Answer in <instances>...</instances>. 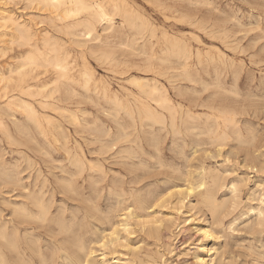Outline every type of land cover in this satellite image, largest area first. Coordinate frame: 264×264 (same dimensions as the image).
Returning a JSON list of instances; mask_svg holds the SVG:
<instances>
[{
    "label": "rangeland",
    "instance_id": "1",
    "mask_svg": "<svg viewBox=\"0 0 264 264\" xmlns=\"http://www.w3.org/2000/svg\"><path fill=\"white\" fill-rule=\"evenodd\" d=\"M4 2L6 1L4 0ZM158 2H163L165 5L172 7L173 11L177 10V12L174 14L169 13V16H171V20L165 21L163 16L158 13V9L155 6L154 8L152 6H147L146 4L138 0V5L142 8L144 13L151 17L152 22L156 26V38L153 39L155 43H163V39L161 37L162 32H167L170 35L185 38L187 42L194 47V49L196 48L195 50H201L203 59L206 63H208L211 58H218L219 54L217 53L219 51L223 53V55H225V60H227L228 58L227 61L229 67H227L226 69H222L221 76V81L225 83V90L221 91L218 102L225 103V105L230 106L232 110L236 112V119L239 122L238 131L240 132V136L236 132L237 130L232 128V131H228L229 138H227V140L224 141L222 145H219L213 140L214 135L205 133L202 134L199 131H194L191 133L186 132L184 137L174 136L170 132L168 133L167 131H160V125H151L148 122H142L139 117L136 118L134 123L131 119H129L128 116L123 113L119 114V121L121 122L120 124L123 125L120 126V124L116 122L112 115L114 113V110L110 105L107 106L105 110L101 109L100 107H94L91 104L85 103L81 105L82 109L74 108L73 114L77 116L78 124H76L75 121L72 120L71 113H59L55 111L51 112L49 110L46 114L50 116L52 115L53 122L49 125L48 123L43 121L44 127L47 132L46 135L41 133L35 123L29 122L27 119H25L24 115H22L23 113L19 110L15 112V116L18 120H20L21 125H25L29 129L26 133L20 132V130H18L15 126H12V118H10L7 114L2 115L1 118L6 124V129L10 134H6V131L3 130V128H0V164L2 163V166L0 165V176L2 177H0V218L7 221L8 219H11L10 212L12 208L9 202L21 203L25 201L24 195H27L29 193H44V200L50 206V217L52 218V221L47 222V224L46 222H38L37 224L35 221H33L34 223L31 222L28 227H32L29 228V230H32L34 236L36 238H39L40 244L44 246L43 249L48 254V256L53 253V248L55 247V245L60 244L59 241L62 242L63 240L66 241L67 239L71 242L70 238H75L77 236L88 243L87 245L89 247H92L97 251L95 256L99 259L98 255L101 254V251H99V249L97 248L99 236L101 235V238L111 231L112 225L117 224V222L120 220L118 215L122 213V210L127 206L134 205L138 202L135 198L141 197L139 199H144L148 204L150 200L157 196L163 195L164 198L172 196L173 194L175 196L177 190L174 189H179L181 188V186L185 187L186 184L184 183H186L188 179L198 183L199 181H201L200 179H203V177L205 176L206 181L208 183L210 182L209 184L211 185V179L216 178L217 175H219L217 178L221 177L220 180H225L226 182H222L225 187L220 188L224 190L218 191L220 193H217V198L219 199V201L227 200L228 206L229 204L232 205V212L230 214H227V211L222 214V224H215L213 226L215 233H217L216 235H219L221 238H218V241L216 242V248L221 249L219 250L221 253V262L224 260L222 262L223 264H264V254L262 255V251H264V215H257V210L259 208V202L257 199H259V194L261 193L256 189L257 182L264 183V0H158L157 4H159ZM6 3L10 6L9 7L6 5L7 8L14 10V12H16L17 14H22V16H24L23 19H29V17L33 18L34 15H32V13L36 15V17L34 16V18L37 19V15H39V13L41 14V12L35 9L24 10L22 3L17 6L8 2ZM207 5L209 6V8ZM212 6L215 9H213ZM21 8L23 9V11ZM211 8L213 10H211ZM28 14H30V16H28ZM183 14H189L195 17L197 19V25H190L186 22L181 21L180 18ZM232 18L233 20H231ZM246 24H248V26ZM204 25L207 27H205ZM203 26L205 28H203ZM252 30H254L255 32ZM221 32L223 35H221ZM212 33H220L219 36L221 37L218 38V36L212 35ZM192 36H195L194 40ZM212 36L214 39L212 38ZM223 36H225L224 38L227 37V39H224ZM254 41L257 43V45ZM229 42H231L232 44H228ZM253 42L256 46L253 45ZM215 47L218 50H216ZM13 55L14 53L9 50H7L5 56L1 54L0 64L9 62ZM7 67L8 66H6L5 69ZM97 73H100L99 75H106L102 70H97ZM235 73L238 74L236 78H234ZM131 75L139 76V73H137L136 71H132ZM109 76L112 77V85L115 90L119 89V83H125V80L123 81L119 79L121 77L118 75L111 74ZM213 77V75L206 76L203 74L201 81H199L197 84H185L190 88L191 91L190 92L189 89L186 90L187 98L193 101L192 110L195 115L201 116V119L195 121L194 125L201 127H204L205 125L208 126L209 124L213 125V122L208 121L207 119V115H209L211 111L201 106L202 104H206L207 102H209L211 94L216 91L213 86L205 92V87L203 84V87H201V82H211L213 84ZM47 80L49 81V79ZM2 87L3 85H0V89H2ZM12 89V85H9L6 90L7 96H11L13 94ZM131 89L134 90L135 88L131 87ZM195 92L197 93L195 94ZM225 92L228 94H226ZM234 98H236V100ZM185 105L189 106V103L185 102ZM108 109L111 110L109 111ZM106 110L107 112H105V116L104 111ZM58 124L63 128L66 138L63 137L60 134V130L57 129ZM85 126L87 127L85 128ZM124 128H127L125 131L129 134L127 139L120 138V135L124 133ZM214 130H216L215 126ZM253 137L255 139H253ZM157 142H159L160 145H158L159 143ZM247 143H249V145H247ZM253 148L254 150L256 148L258 150L256 149L253 152L251 151L253 150ZM39 149L41 151H39ZM106 149L108 152H104L106 151ZM23 151H26V153ZM77 156H79L83 160L86 166H84L85 169L79 168V165L75 162V158ZM192 156L194 157L191 158ZM124 157L128 159H125ZM135 157L137 159H135ZM250 157L252 159H254L255 157L257 158L252 160ZM60 158L61 160H59ZM247 158H249V160ZM121 162H123L122 165L124 167L121 165ZM111 164L113 165L111 166ZM249 164L251 165V168ZM254 164H256V166ZM163 165L166 171L164 167H161ZM252 166L255 168H252ZM190 168H193L194 170H190ZM91 169H93L94 171H91ZM108 169L109 171H111V173L108 171ZM177 169H180L181 173ZM101 170L105 172L104 176H100ZM91 172L92 175H94L96 178L94 180L99 181V183H97L96 185H93L92 180L89 177L91 176ZM202 172H204V175H201ZM122 173L126 178L122 177ZM71 174H73L74 176H72ZM145 174L147 177L151 175L148 177V180H144V177L146 178ZM185 174L188 175L184 176ZM223 177L224 179L222 180ZM4 178L6 179V181L4 180ZM140 178H142V180L144 181L142 182ZM11 179H14L13 181L15 182H13ZM244 179H247L246 181L248 182H246ZM72 183L74 187L72 186ZM117 183L118 185H116ZM231 184H237V191L231 193L233 196H235L234 198L232 197V195H229L231 191L226 188V186L230 187ZM244 184H246V186ZM239 186L242 193L238 191ZM243 186L245 187L243 188ZM12 187L14 188V190L12 189ZM21 187H23L24 189H21ZM14 191L18 193L15 194ZM171 191H173V193ZM68 192H71V194H69ZM11 194L14 195L12 196ZM79 194L80 196H78ZM51 195L53 196V198ZM5 197L7 199L9 197V199L7 200ZM189 200L192 205L196 206V209L189 214L187 213L186 215H181V211L177 212L173 210L172 213H175L173 215L174 218L172 219H176V223L177 221L178 223H181V221H183L184 219H188L189 216L193 215L196 211L199 214L198 217H202V221L206 220L205 223L212 224L213 220L211 213L206 207H204V205L199 203L201 202V198L199 199L196 194H193L191 195ZM234 200L238 202L239 207L237 206L236 208H233V204L234 202H236ZM26 201H28V199H26ZM29 201L26 203L31 204V199ZM93 203H95L96 206ZM57 205L60 206L58 207ZM61 206L63 208H61ZM170 207L171 206L163 208V211L161 208L156 210L157 212H159V214H157L158 217L156 219V223L152 224V226L159 229L160 238L159 236H157L159 239L157 237L151 236L149 238V236L147 237V234L145 236V233L142 232L141 227H137L136 229L134 228L135 233L133 234V236H135L129 238V247L124 249V251H122L121 249L119 250L120 254L116 256L119 257L120 260L116 259L118 260L116 261L117 263L113 260H111L110 263L151 264L154 261L155 264H193L192 261L194 251H197V243L202 238L197 235L195 231H193L194 227H192V224L183 223L177 229L175 225H173V227H169L167 219H171L170 216H168V214L171 213ZM59 208H61L60 210L64 209L62 210L63 213L59 210ZM139 211L140 210L136 211L138 215H145L144 213ZM60 213H62V215H60L59 217ZM90 217H92V219H90ZM100 219H102L104 223L101 222ZM256 221L258 225L256 224ZM58 222H63L67 227H71L72 234H62L61 230H59L60 227ZM101 224L104 225L101 226ZM36 225L39 229H41L39 230ZM79 225L81 226V228ZM254 227L256 228L254 229ZM92 229H94V231L96 230V232L94 233ZM50 231L52 233H50ZM254 231L256 234L254 233ZM41 236L42 238H40ZM142 238H144L145 241ZM58 239L59 241H57ZM92 242L96 243L93 245ZM156 250L159 251V253H157ZM222 250H224V252ZM121 252L123 253V255ZM190 253L192 258L190 256ZM256 254H258L259 256ZM57 257L54 258V261L52 262L53 264H80L78 262L74 263L72 261H66L60 256ZM159 257L161 258L159 259ZM131 259L134 261L132 262ZM81 264L83 263L81 262Z\"/></svg>",
    "mask_w": 264,
    "mask_h": 264
},
{
    "label": "bare ground",
    "instance_id": "2",
    "mask_svg": "<svg viewBox=\"0 0 264 264\" xmlns=\"http://www.w3.org/2000/svg\"><path fill=\"white\" fill-rule=\"evenodd\" d=\"M5 1L10 3V4H14L15 6L22 3L24 10L35 9V10H38L39 12H41V14L39 13V15H37V19L34 18V16L36 17V15L33 13H32V15H34L33 18L29 17V19H23L24 16H22V14L21 15L17 14L16 12H14V10L7 8L6 7L7 3L4 2V0H0V53L3 56H5V53L7 52V50L14 53V55L11 57L9 62H5V64L4 63L0 64V85H3L2 89H0V128H3V130L6 131V134L9 135L10 133L6 129V124L3 122L2 118H1L2 115L7 114L10 118H12V124H13L12 126H15L18 130H20V132L26 133V132H28L29 129L25 125H21L20 120H18L15 116L16 115L15 112H17L19 110L23 113L22 115H24L25 119H27L29 122L35 123L36 126L41 131V133L46 135L47 132H46V129L44 127L43 121H45L49 125L52 124V122H53L52 115L50 116V115L46 114L47 111L50 110L51 112L55 111V112H59V113L60 112L71 113L72 120L75 121L76 124H78V118L75 114H73V109L74 108L82 109L81 105H83L85 103V104H91L94 107H100L101 109H104V110L107 106L110 105L112 107V109L114 110L113 111L114 113L112 115L118 124L121 123L119 121V114L123 113L126 116H128L129 119H131L134 123H135L136 118L139 117V119L142 122H148L151 125H160L161 126L160 131H167L168 133L170 132L174 136L184 137L186 132L191 133L194 131H199L202 134L205 133V134H209V135H214L213 140L219 145H222L223 142L226 141L227 138H229V132L228 131L229 130L232 131V128L236 129L237 130L236 132L240 136V132L238 131V123L239 122L236 119V116H237L236 112H234L230 106L225 105V103H223V102L219 103L218 102L219 101L218 98H219L221 91L225 90V83L221 81V76H222V69H224V68L226 69L227 67H229L228 61H227L228 58H227V60H225L224 59L225 55H223V53H221L219 51L217 53V54H219L218 58H211L210 61L208 63H206L203 59V55H202L201 50H199V49L195 50L196 48L194 49V47L192 45H190L185 38L170 35L167 32H162L161 37L163 39V43H159V42L155 43L153 39L156 38V26L152 22L151 17L149 15H147L146 13H144L142 8L138 5V0H5ZM140 1L143 2L144 4H146L147 6H152L153 8L155 6L158 9L157 10L158 13H160L161 16H163L165 21L171 20V16H169V13L174 14L177 12V10L173 11L172 7L165 5L163 2H158L159 4H157L158 0H140ZM257 1H259V0H257ZM7 6H9V4ZM210 7H211V5H210ZM208 8H209V6H208ZM212 8H213V6H212ZM212 8H211V10L215 9V8H213V9ZM23 9H22V11H23ZM28 16H30V14H28ZM230 17H232V16H230ZM173 18H175V17H173ZM180 19H181V21L186 22L190 25H195V26L197 25V19L195 17L189 15V14L181 15ZM231 20H233V18ZM234 20H236V19H234ZM237 24H238V22H237ZM246 25L248 26V24H246ZM198 26H199V24H198ZM204 26H203V28L207 27V26H205V27ZM200 30H202V29H200ZM252 31H254V30H252ZM214 32H215V30H214ZM213 33H212V35L218 36V38L221 37V36H219L220 33H218V34H216V33L213 34ZM247 34H245V35H247ZM221 35H223L222 32H221ZM194 37H193V40L195 39ZM224 37L225 36H223V38ZM209 38H210V36H209ZM212 38H213V36H212ZM224 39H227V37ZM256 41H260V40H256ZM255 43L253 44L254 46L257 45V43H256V45H255ZM228 44H232V43L229 42ZM210 47H214V46H210ZM227 47H228V45H227ZM227 47H226V49H227ZM215 49H216V47H215ZM216 50H218V49H216ZM232 51H233V49H232ZM1 54H0V58H1ZM233 63H232V65H233ZM253 64H255V63H253ZM6 66H8V67L5 69ZM97 70H102L103 72H105L104 74H106V75H99L100 73L98 74ZM132 71H136L137 73H139V76H132L131 75ZM111 74L118 75L121 77L119 79H121L123 81L125 80V83H119V89L118 90H115L113 85H112V77L109 76ZM203 74L206 76H212L213 75L214 77L212 78V80L214 81V83L212 84L211 82H203L202 81L201 87H203L202 86V84H203L205 87V92H206L207 90H209L210 87L214 86L213 88L216 91L213 94H211V97L209 98L210 99L209 102L201 105L202 107H205L211 111V113L209 115H207V119H208V121H212L213 125L209 124L208 126L205 125L204 127H201V126L194 125L195 121L201 119V116L195 115V113L193 112V110H192L193 109L192 108L193 101H191L187 98V91H186L188 89L190 91V88L187 87L185 84H188V83L197 84L199 81H201ZM237 75L238 74L235 73L234 78H236ZM47 79H49V81ZM9 85H12V88H13L12 89L13 94L11 96H7V94H6V90L9 87ZM131 87H133L135 89L132 90ZM47 89H48V91H47ZM254 89H256V88H254ZM1 91H2V93H1ZM196 93L197 92H195V94ZM226 94H228V93H226ZM253 96H255V95H253ZM234 99L236 100V98H234ZM260 99H262V98H260ZM194 100H196V99H194ZM244 100H245V98H244ZM185 102H188L189 106L185 105ZM84 111H86V110H84ZM84 111H82V112H84ZM105 112H107V110L104 111V113ZM80 113H81V111H80ZM90 114H91V112H90ZM255 115H256V113H255ZM105 116H106V113H105ZM85 117H86V114H85ZM66 124H67V122H66ZM120 126H123V125L120 124ZM214 126H215L216 130H214ZM86 127L87 126H85V128ZM57 129H59L60 134L63 137H65V132L59 124L57 126ZM57 129H56V131H57ZM126 129L127 128H124V133H122L120 135V138L127 139L129 134L125 131ZM86 131H84V132H86ZM106 135H108V134H106ZM199 135H201V134H199ZM85 136H87V135H85ZM146 139H148V138H146ZM253 139H255V138L253 137ZM178 140H180V139H178ZM159 142H157V143H159ZM250 144H251V142H250ZM158 145H160V143ZM247 145H249V143H247ZM131 148H132V146H131ZM251 148H252V146H251ZM258 148H259V146H258ZM99 149H100V147H99ZM255 150L253 148V150H251V151L254 152ZM39 151H41V150L39 149ZM23 152L26 153V151H23ZM104 152H108L107 149ZM94 153H96V152H94ZM52 154H53V152H52ZM255 155H256V153H255ZM187 157H188V155H187ZM193 157L194 156H192L191 158H193ZM255 158H257V157H255ZM125 159H128V158H125ZM135 159H137V158L135 157ZM161 159H163V158H161ZM247 159L249 160V158H247ZM254 159H252V160H254ZM59 160H61V158ZM252 160H250V161H252ZM102 161H103V159H102ZM75 162L79 165V168H81V169L84 168L85 164L79 156H77L75 158ZM88 163H91V162H88ZM122 163L123 162H121V165H122ZM248 163H251V162H248ZM256 164H254V165L256 166ZM112 165L113 164H111V166ZM114 165H115V163H114ZM160 165H159V167H160ZM146 166H147V164H146ZM5 167H6V165H5ZM96 167H98V166H96ZM161 167L163 168L164 165ZM168 167H166V168H168ZM201 167H202V165H201ZM204 167H205V165H204ZM250 168H251V165H250ZM252 168H255V167L252 166ZM158 169H156V170H158ZM164 169H165V167H164ZM171 169H172V167H171ZM256 169H257V167H256ZM92 170L93 169H91V171ZM145 170H146V168H145ZM173 170H175V169H173ZM177 170L180 171V169H177ZM190 170H194V169L190 168ZM190 170H189V172H190ZM59 171H61V170H59ZM108 171H109V169H108ZM165 171H166V169H165ZM53 172H54V170H53ZM100 172H101L100 176L101 175L104 176L105 172H103L102 170ZM109 172L111 173V171H109ZM129 172H131V171H129ZM1 173H3V172H1ZM180 173H181V171H180ZM203 173L204 172H202L201 175ZM63 174H65V173H63ZM73 174H71V175L74 176ZM86 174H88V173H86ZM114 174H115V172H114ZM146 174H147V172H146ZM146 174H145V176H146ZM187 175L185 174L184 176H187ZM149 176H151V175H149ZM218 176L219 175H217V177ZM89 177L91 178L93 185H96L97 183H99L98 180H94L96 178L94 175H92V172H91V176H89ZM122 177H124V174L122 175ZM148 177L147 176H146V178L144 177V180L145 179L148 180ZM217 177L211 179V181H212L211 185L209 184L210 182L208 183L206 181L205 176L203 177V179L201 178L200 179L201 181H199L198 183L193 181V180L188 179L187 182L184 183V184H186L185 187L181 186V188H179V189H174V190H177V192L175 193L176 194L175 196H174V194L172 196H168L166 198H164L163 195L157 196V197H154L152 200H150L148 202V204L146 203V201L144 199L143 200L139 199L141 197L135 198L138 202L134 205L127 206L125 209H123L122 213L120 215H118L120 220L118 219L119 221L117 222V224L112 225V227L110 226L111 231L108 232L107 234H105L104 236H102L101 238H100V236H101L100 235L98 238L99 240L97 239L98 240L97 248L99 249V251H101V254L98 255L99 259L95 256L97 251L94 250V248L89 247L87 245L88 243H86L84 240H82L81 238H79L77 236L75 238L71 237L70 238L71 242H70V240H67V239H66V241L63 240L61 242L58 239L57 241H59L60 244L55 245V247L53 248L54 249L53 253L50 256H48V254L43 249L44 246H42L40 244L39 238L38 237L36 238L34 236V234L32 233V230L31 231L29 230V228H32V227H28V226L33 221H35L37 224H38V222H43V223L46 222V224H47V222H51L52 218L50 217V206L44 200V193L43 194H41V193L40 194L39 193L38 194L29 193L27 195H24L25 201H26V199H28V201L31 199V204H27L26 202H28V201H26V202L20 201L21 203H17V202L16 203H10L9 202V204L12 208V210L10 212L11 219H8V221H7L5 219L0 218V264H53L52 262L54 261V258L57 256H60L62 259L66 260V261L68 260V261H72L74 263L78 262L80 264H81V262L83 264H111L110 263L111 260H113L115 262L120 260V258L116 256V255L120 254L119 253L120 249L122 251H124V249L129 247V238L135 236V235L133 236V234L135 233L134 228L136 229L137 227H141L142 232L145 233V236L147 234V237L149 236V238H150V236L151 237L159 236V229L152 226V224L156 223V219L158 217L157 214H159V212H157L156 210L161 208L163 211V208L168 207V206H171L170 207L171 213L170 214L167 213L168 216H170V218H171V219H167L169 227H173V225H175L176 229H177L183 223L184 224L185 223L192 224V227H194L193 231H195V233L202 238L197 243V247H196L197 251H194L193 261H192L193 264H223L222 262L224 260L222 262L220 260L221 259V257H220L221 253L219 250H221V249L216 248V242L218 241V238L219 239H221V238L219 235H218L219 237L216 235L217 233H215L213 226L215 224H220V225L222 224L221 223L222 214L225 213V211H227L226 212L227 214H230L232 212V205L229 204V206H228L227 200L226 201H219V199L217 198V195H218L217 193H220L218 191L224 190V189H220V188L225 187L224 184H222V182L225 181V180H223L224 177L222 178L223 181L220 180L221 177H219V178H217ZM124 178H126V177H124ZM166 178H168V177H166ZM140 179L142 182L144 181V180H142V178H140ZM4 180L6 181L5 178H4ZM11 180L13 181L14 179H11ZM113 180H116V179H113ZM176 181H178V180H176ZM9 182H11V181H9ZM13 182H15V181H13ZM107 182H109V181H107ZM123 182H126V181H123ZM234 182H236V181H234ZM240 182H242V181H240ZM246 182H248V181H246ZM5 184H8V183H5ZM17 184H20V183H17ZM138 184H139V181H138ZM138 184H137V186H138ZM246 184H244V185L246 186ZM116 185H118V183ZM72 186H73V183H72ZM245 186H243V188ZM23 187H21V189ZM226 188H228V190L231 191L229 193V195L231 196L232 192L234 193L237 191V184H231L230 187L226 186ZM12 189L14 190L13 187H12ZM69 189H70V187H69ZM256 189L259 190L261 193V194H259L260 195L259 199H257L259 202L258 203L259 208L257 210V213H258L257 215L263 216L264 215V183L263 182H257L256 183ZM198 190H199V192H198ZM240 190H241V188L239 186L238 191H240ZM70 191H71V189H70ZM168 191H170V190H168ZM171 192L173 193V191H171ZM16 193H18V192H15V194ZM54 193H55V191H54ZM240 193H242V192L240 191ZM69 194H71V192ZM193 194H196V196H198L199 199L201 198V202H199V203L204 205V207H206L209 210V212L211 213L212 220H213L212 224L211 223L210 224L205 223L206 220L202 221V217H198L199 214L196 211L193 215H190L188 219H184L183 221H181V223H178V221L176 223V219L175 220L172 219V218H174L173 215L175 213V212L172 213L173 210L177 211V212L181 211V215L182 214L186 215L187 213L189 214L193 210L196 209V206L192 205V203L189 200V198ZM167 195H168V193H167ZM240 195H242V194H240ZM78 196H80V194ZM232 197L234 198L235 196L232 195ZM52 198H53V196H52ZM8 199H9V197H8ZM17 200H18V197H17ZM220 200H221V198H220ZM81 201H82V197H81ZM234 201H236V200H234ZM6 202H8V201H6ZM58 203H60V202H58ZM89 203H91V202H89ZM133 203H135V202H133ZM55 204H57V203H55ZM93 204L95 205V203H93ZM66 205H67V203H66ZM80 205H82V204H80ZM111 205H113V204H111ZM97 206H99V205H97ZM227 206H228V208H227ZM237 206H238V202L236 201L233 204V208H236ZM58 207H56V208H58ZM92 207H93V205H92ZM61 208H63V207L61 206ZM61 208H59V210ZM62 210H64V209H62ZM62 210H60V211L63 213ZM77 210H75V211H77ZM137 210H140L145 215L144 216H140V214L138 215L136 213ZM62 213L59 214V217H60V215H62ZM94 216H95V214H94ZM90 219H92V217H90ZM103 219H104V217H103ZM100 221L103 222L102 219H100ZM58 224L60 227L59 230H61L62 234L63 233L72 234L71 227H67L63 222H58ZM161 224H163V223H161ZM252 224H255V223H252ZM256 224H257V221H256ZM102 225H104V224H101V226ZM39 227H40V225H39ZM159 227H160V225H159ZM37 228H38V226H37ZM80 228H81V226H80ZM255 228L256 227H254V229ZM257 228H259V227H257ZM35 230H36V228H35ZM92 230L94 231V229H92ZM59 232H57V233H59ZM95 232H96V230L94 231V233ZM50 233H52V232L50 231ZM55 233H56V231H55ZM254 233H255V231H254ZM62 234H59V235H62ZM53 236H54V233H53ZM40 238H42V236ZM159 238H160V236H159ZM142 239L144 240V238H142ZM144 241H142V242H144ZM95 243L96 242H94L93 245ZM250 245H252V244H250ZM249 247H251V246H249ZM134 248H136V247H134ZM137 248H138V246H137ZM167 248H169V247H167ZM257 248H259V247H257ZM260 249H261V247H260ZM248 250H249V248H248ZM135 251H136V249H135ZM222 251L224 252V250H222ZM263 252L264 251H262V255L264 254ZM98 253H100V252H98ZM157 253H159V251H157ZM161 253H163V252H161ZM170 253H168V254H170ZM251 253H252V251H251ZM234 254H235V252H234ZM122 255H123V253H122ZM254 255H255V253H254ZM256 255H258V254H256ZM110 256H112V257H110ZM190 256H191V253H190ZM141 257H142V255H141ZM162 257H163V255H162ZM160 258L161 257H159V259ZM191 258H192V256H191ZM116 259H118V260H116ZM152 259H154V258H152ZM133 261L134 260H132V262ZM259 261H261V260H259ZM151 264H155L154 261Z\"/></svg>",
    "mask_w": 264,
    "mask_h": 264
}]
</instances>
